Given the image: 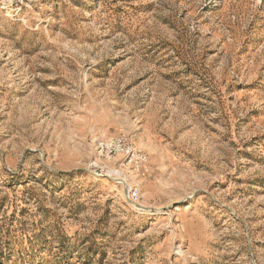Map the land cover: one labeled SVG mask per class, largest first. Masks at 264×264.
I'll list each match as a JSON object with an SVG mask.
<instances>
[{"label":"rangeland","instance_id":"374dc122","mask_svg":"<svg viewBox=\"0 0 264 264\" xmlns=\"http://www.w3.org/2000/svg\"><path fill=\"white\" fill-rule=\"evenodd\" d=\"M0 264H264V0H0Z\"/></svg>","mask_w":264,"mask_h":264},{"label":"built area","instance_id":"2783aa9c","mask_svg":"<svg viewBox=\"0 0 264 264\" xmlns=\"http://www.w3.org/2000/svg\"><path fill=\"white\" fill-rule=\"evenodd\" d=\"M97 149L100 156H103L108 159H111L118 155H124L125 157L124 164L126 165H129L131 162H140V163L143 162V157L141 155L133 154L134 150L129 147L126 148L124 144V140L122 139H111L110 141H101L98 143ZM94 169L99 170L96 167ZM100 173L101 171H99V174ZM107 174L104 177L111 179L112 173H107ZM115 181H119V183H122V180L116 179ZM128 199L131 201H135L137 199V193L134 190H130L128 192Z\"/></svg>","mask_w":264,"mask_h":264}]
</instances>
